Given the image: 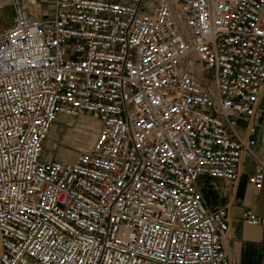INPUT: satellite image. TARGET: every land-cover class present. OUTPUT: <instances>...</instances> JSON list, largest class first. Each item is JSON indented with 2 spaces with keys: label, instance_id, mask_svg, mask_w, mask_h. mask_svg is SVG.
Instances as JSON below:
<instances>
[{
  "label": "built area",
  "instance_id": "1",
  "mask_svg": "<svg viewBox=\"0 0 264 264\" xmlns=\"http://www.w3.org/2000/svg\"><path fill=\"white\" fill-rule=\"evenodd\" d=\"M24 1L0 27V264H231L200 180L235 182L254 144L264 0ZM59 116L98 131L43 161Z\"/></svg>",
  "mask_w": 264,
  "mask_h": 264
},
{
  "label": "crops",
  "instance_id": "2",
  "mask_svg": "<svg viewBox=\"0 0 264 264\" xmlns=\"http://www.w3.org/2000/svg\"><path fill=\"white\" fill-rule=\"evenodd\" d=\"M33 2L34 4H31L30 0L24 1L28 8V14L31 17L39 18L45 16L51 10L50 6L43 5L44 2L42 0H33ZM2 4L7 3L4 0H0V7ZM7 6L9 5L7 4ZM44 7L47 9L45 14L42 12V8ZM9 9L11 10L10 6ZM0 24H2L1 17ZM77 120L63 116L57 118V121L53 125V127L55 126L53 131H56L58 134L74 132L72 135L73 142L70 143L73 150L68 152L59 151L57 154L53 152V154H48V157L44 158V146L47 138L44 142L41 155L43 161L53 159L63 161L73 160L75 151L81 147L80 143H78L79 139H73L76 129L78 130L75 125ZM252 123L255 126L254 144L250 149V153H246L243 156L241 173L238 179L235 182L200 180L201 186L203 183H208L213 184L217 188V191H215L217 200L208 202V206L213 210L220 208L227 210L231 232L230 247L234 258L231 264H262L263 262L264 244L261 231L258 227L245 226L242 223V214L246 210H251L256 216L264 217V184L261 190L256 191L247 182L248 177L254 172L256 159L264 161V93L255 110ZM245 124L244 120L239 122L241 132Z\"/></svg>",
  "mask_w": 264,
  "mask_h": 264
},
{
  "label": "rangeland",
  "instance_id": "3",
  "mask_svg": "<svg viewBox=\"0 0 264 264\" xmlns=\"http://www.w3.org/2000/svg\"><path fill=\"white\" fill-rule=\"evenodd\" d=\"M31 4H34L33 0H30ZM47 9L44 7L42 8V12L45 14ZM0 17L2 20V24H0V27L3 25H8L11 18H12V12L9 9V6L7 4H2L0 7ZM78 119L75 123L76 133L74 135L73 139H79L78 143H80V148L75 151L74 158L78 154V152L81 151H88L91 147V144L94 140V137L98 131L97 124L92 121L89 117H80L75 118ZM55 127V126H54ZM54 127L51 129L48 139L46 141V144L44 146V158L48 157V154H57L59 151H72L73 147L71 148L72 141V135L74 132L66 133L63 132L61 134H58L56 131H53ZM80 136V138H79ZM73 158V159H74ZM46 161V160H44ZM72 161V160H71ZM203 189V195L205 201L208 203L216 201L217 197L215 194V191H217V188L213 184L203 183L202 185Z\"/></svg>",
  "mask_w": 264,
  "mask_h": 264
},
{
  "label": "snow or ice",
  "instance_id": "4",
  "mask_svg": "<svg viewBox=\"0 0 264 264\" xmlns=\"http://www.w3.org/2000/svg\"><path fill=\"white\" fill-rule=\"evenodd\" d=\"M37 122H39V121H37ZM54 243H55V241H53ZM174 243V242H173ZM45 259H47V257H45Z\"/></svg>",
  "mask_w": 264,
  "mask_h": 264
}]
</instances>
